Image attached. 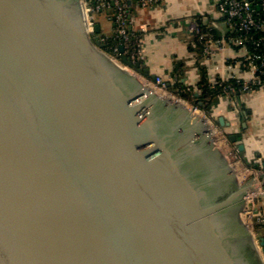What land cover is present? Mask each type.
Segmentation results:
<instances>
[{
    "label": "water",
    "instance_id": "water-1",
    "mask_svg": "<svg viewBox=\"0 0 264 264\" xmlns=\"http://www.w3.org/2000/svg\"><path fill=\"white\" fill-rule=\"evenodd\" d=\"M83 3L0 0V264H264L253 185Z\"/></svg>",
    "mask_w": 264,
    "mask_h": 264
},
{
    "label": "crops",
    "instance_id": "crops-1",
    "mask_svg": "<svg viewBox=\"0 0 264 264\" xmlns=\"http://www.w3.org/2000/svg\"><path fill=\"white\" fill-rule=\"evenodd\" d=\"M221 0H156L149 8L129 4L133 19V30L146 25L148 30L142 35L143 68L149 77L163 78L168 85L177 74L187 87H193L196 94L204 69L209 82L214 84L219 78L232 74L248 79L240 62L243 52L225 41L230 32L226 18L219 10ZM108 11L95 16L103 27L111 26ZM106 21L107 26L103 24ZM203 25L216 32L219 40L209 43L210 53H200L197 48L194 27ZM147 85L152 81L145 74L137 75ZM212 113L202 109L216 121L221 130L236 135L237 154L248 165H261L264 157V90H255L235 95L216 97L211 105ZM209 109V108H208ZM224 118L221 127L219 119ZM239 144L244 150H239ZM264 236V234H263Z\"/></svg>",
    "mask_w": 264,
    "mask_h": 264
},
{
    "label": "built area",
    "instance_id": "built-area-1",
    "mask_svg": "<svg viewBox=\"0 0 264 264\" xmlns=\"http://www.w3.org/2000/svg\"><path fill=\"white\" fill-rule=\"evenodd\" d=\"M155 1L93 0L95 5L91 6L90 2L84 0L83 6L87 30L91 35L93 30L92 25H94L92 18L87 15L88 12L93 13L94 19L96 15L115 7L116 34L122 40L121 45L125 46V54L134 62L140 61L142 63L144 57L141 39L135 41L134 39L138 37L136 36L137 33L144 35L148 28L146 25H142L139 31L135 32L133 30V19L129 4L134 2L140 8H149ZM219 10L229 24L232 36L229 39L230 43L235 47H239L243 52L240 65L248 74V79L232 74L222 80L226 82L235 80L236 83L241 85L242 91L245 93L264 90V0H221ZM194 30L196 34L200 33L198 27H194ZM201 38L207 40L205 53L209 54V43L213 40L212 36L205 34ZM249 44H253V54L248 49ZM119 54V48H117L114 51V55H109L116 61ZM147 86L158 96L173 99L193 110L195 114H202L215 127L220 135L219 146H217L228 158L229 164L233 167L239 183L241 186L253 185L254 187V190L249 191L245 196L246 207L241 215L245 221L244 224L250 227L249 230L252 233L256 228L264 230V161L261 165L251 166L246 164L239 158L238 152L229 136L221 130L217 122L213 121L211 116L206 114L200 107L194 106L189 101L171 92L168 88V83L163 78L159 77L155 78L154 81H148ZM224 90L229 94L234 89L231 86H224Z\"/></svg>",
    "mask_w": 264,
    "mask_h": 264
},
{
    "label": "trees",
    "instance_id": "trees-1",
    "mask_svg": "<svg viewBox=\"0 0 264 264\" xmlns=\"http://www.w3.org/2000/svg\"><path fill=\"white\" fill-rule=\"evenodd\" d=\"M90 2L91 6H94L95 3H93V0H87ZM108 12V16L110 19V22L112 23V29L110 28V32L108 33L106 31V28L103 27L102 23L99 22L94 17V24H99L101 27L100 33H96L95 29L93 28L91 33V39L94 43H100L101 45H104V51H106L110 55H114L115 49L119 48V46L122 44V40L117 37L116 34V23L114 15L116 13L115 7H112ZM198 29L200 30V33L196 35V41H197V48L200 53H205V47H206V41L205 39H202L201 36L205 34H209L212 36L213 40H219L220 38L217 36L216 32L208 29L207 27L203 25H199ZM137 38L135 40L142 39V35L140 33H137ZM230 32L226 35L225 41L227 43H230ZM253 38V35H252ZM240 49L239 47H236ZM248 49L253 54V44L248 45ZM242 61V60H241ZM243 64V63H242ZM243 69V67H242ZM201 81L197 86V89L200 90V93L197 95L194 88L187 87L182 81L181 78L177 75H173L174 82L168 85V88L171 92L179 95L183 99L189 101L194 106L200 107V104H203L204 107H200L201 109H208L211 107L213 100L218 96H228L231 99H234L235 95L245 93L242 91V87L240 84L236 83L235 80H229L224 81L221 78L217 80L216 83L212 84L209 82V79L206 76V72L204 69H201ZM224 86H231L234 90L229 92H225ZM235 149L238 150V148L235 146Z\"/></svg>",
    "mask_w": 264,
    "mask_h": 264
},
{
    "label": "bare ground",
    "instance_id": "bare-ground-1",
    "mask_svg": "<svg viewBox=\"0 0 264 264\" xmlns=\"http://www.w3.org/2000/svg\"><path fill=\"white\" fill-rule=\"evenodd\" d=\"M140 80V79H139ZM144 85H145V83H144ZM147 86V85H146ZM148 87V86H147ZM162 98H164V99H166V100H171V101H175V100H173V99H170V98H167V97H162ZM195 116L197 117V118H199L200 120H202V121H204V124L205 125H207V128H208V131H209V135H210V137L213 139V141H214V143H216V146L218 145L219 146V140H220V135H219V133L216 131V129H215V127H213L210 123H209V121H207L205 118H204V116L202 115V114H199V113H196L195 114ZM217 146V147H218ZM231 169H232V171L233 172H235L234 171V169H233V167H231ZM247 228H248V230L250 229V227L247 225L246 226ZM250 231V230H249Z\"/></svg>",
    "mask_w": 264,
    "mask_h": 264
},
{
    "label": "rangeland",
    "instance_id": "rangeland-1",
    "mask_svg": "<svg viewBox=\"0 0 264 264\" xmlns=\"http://www.w3.org/2000/svg\"><path fill=\"white\" fill-rule=\"evenodd\" d=\"M103 24L107 26L106 21H104ZM105 28H106V31L109 33V32H110V28H111V26L109 25V26H107V27H105ZM132 73L135 74L134 72H132ZM207 121H208V120H207ZM241 215H242V214H241ZM241 219H242V221L245 223V221H244V219H243L242 216H241ZM253 234H254V235H257V236H258V235L263 236V234H264V230H263L262 228H256V230L253 231ZM259 253L261 254V257L264 259V255H263V252H262V249H261V248H259Z\"/></svg>",
    "mask_w": 264,
    "mask_h": 264
},
{
    "label": "flooded vegetation",
    "instance_id": "flooded-vegetation-1",
    "mask_svg": "<svg viewBox=\"0 0 264 264\" xmlns=\"http://www.w3.org/2000/svg\"><path fill=\"white\" fill-rule=\"evenodd\" d=\"M262 249V248H261ZM263 250V249H262ZM246 253L247 257L251 260L254 264H259L258 258L255 256V253L253 251V248L250 245L246 246Z\"/></svg>",
    "mask_w": 264,
    "mask_h": 264
}]
</instances>
